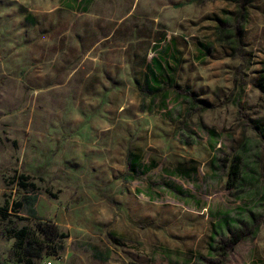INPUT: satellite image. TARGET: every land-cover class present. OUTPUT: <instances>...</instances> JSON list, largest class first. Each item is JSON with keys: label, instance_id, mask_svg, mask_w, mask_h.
Wrapping results in <instances>:
<instances>
[{"label": "rangeland", "instance_id": "obj_1", "mask_svg": "<svg viewBox=\"0 0 264 264\" xmlns=\"http://www.w3.org/2000/svg\"><path fill=\"white\" fill-rule=\"evenodd\" d=\"M189 1L0 0V264H264V0Z\"/></svg>", "mask_w": 264, "mask_h": 264}, {"label": "trees", "instance_id": "obj_2", "mask_svg": "<svg viewBox=\"0 0 264 264\" xmlns=\"http://www.w3.org/2000/svg\"><path fill=\"white\" fill-rule=\"evenodd\" d=\"M194 1L196 0H190L189 2L192 3ZM204 1L205 0H199V2ZM238 34V28H235V31L228 35V41L235 42L239 36ZM158 65L159 68H161V65ZM155 79L157 80V77H155ZM260 146L261 143H259V141L249 140L243 145V150H240L233 156L228 173V186L237 185L240 188H244L245 185L254 186L256 185V181L263 177L261 170L263 161L259 153L261 151ZM26 199L28 201L32 200L31 197H27ZM254 221L255 220H250L249 223H247V221L245 222L239 220V223L234 224V227L231 228L229 225H227L226 232L225 230H221V232H225L224 235H226L227 232H231L234 236L239 238L241 234L245 232L244 230L247 226L252 228L255 227ZM215 234H218V231H215ZM219 234L222 235L221 233Z\"/></svg>", "mask_w": 264, "mask_h": 264}, {"label": "built area", "instance_id": "obj_3", "mask_svg": "<svg viewBox=\"0 0 264 264\" xmlns=\"http://www.w3.org/2000/svg\"><path fill=\"white\" fill-rule=\"evenodd\" d=\"M48 264H51V262H48Z\"/></svg>", "mask_w": 264, "mask_h": 264}]
</instances>
